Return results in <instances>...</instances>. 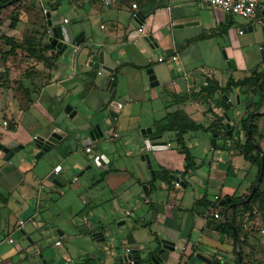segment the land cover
<instances>
[{
  "label": "crops",
  "instance_id": "1",
  "mask_svg": "<svg viewBox=\"0 0 264 264\" xmlns=\"http://www.w3.org/2000/svg\"><path fill=\"white\" fill-rule=\"evenodd\" d=\"M36 2L47 10L50 44L55 26L67 24L73 37L83 35L79 44L65 49L47 46L44 59H36L38 73L22 77V86L15 74L3 75L5 84L0 78V144H18L9 158L0 148V264H129L123 255L132 249H138L141 264L163 244L170 247L158 255L159 264H232V240L208 220L215 202H229L249 185L251 176L240 169L243 157L213 148V127L201 137L187 131L185 142L196 167L184 174L186 161L176 132L156 131L168 123L171 112L182 111L209 126L216 113L227 109L235 133L231 118L254 104V98L233 88L219 105L217 94L204 101L200 89L209 80L226 86L230 76L238 80L264 70V59L258 60L260 44L254 48L251 38H238L256 18L239 34V28L231 31L232 19L224 10L194 0ZM149 69L156 77L152 83ZM184 96L188 99L182 101ZM112 101L119 104L116 117L108 114ZM97 123L102 135L98 131L90 144L73 137L76 128L88 130ZM53 133L60 136L55 145L43 151L34 145V136ZM158 135L165 146L147 150L145 140ZM198 140L201 149L194 153ZM224 143L216 134V144ZM87 145L92 153L85 152ZM145 153L149 163L141 158ZM58 164L61 169L55 173ZM197 176L198 195L191 185ZM241 177L244 182L236 183ZM72 240H81V247H68Z\"/></svg>",
  "mask_w": 264,
  "mask_h": 264
},
{
  "label": "rangeland",
  "instance_id": "2",
  "mask_svg": "<svg viewBox=\"0 0 264 264\" xmlns=\"http://www.w3.org/2000/svg\"><path fill=\"white\" fill-rule=\"evenodd\" d=\"M64 13L65 15H70L67 9ZM260 16L264 19V14H260ZM14 19L15 21L13 24ZM45 21V13L37 4L36 0H21L12 6H8L0 10V78H2V80H0L4 84L6 79H3V75H7L8 77V75L15 74L14 76H16L18 78V82H20L22 77L30 78L38 73L37 64L39 63L36 59H44V54L48 51ZM248 24V19L238 15H233L229 26L231 31L236 33L238 28L247 26ZM238 38L240 40L251 38L254 42V48H258V45L264 38V34L260 30V26L258 24L256 30L246 31L243 35H238ZM258 52V60L263 61L264 58H262L259 49ZM5 77L6 76H4V78ZM18 82H16L17 86H19V84H17ZM22 83L20 82V86H22ZM252 106L253 104L247 108L252 109ZM260 112L262 113L259 114V117L256 118L254 122L258 126L261 133L255 135V140L259 142L261 150L264 152V106L261 107ZM241 113L242 111H240L239 114L235 113V117L232 120V124H234V126H236V120ZM195 116L196 119L201 122L206 121L200 114H195ZM196 134L201 137L203 132L198 131ZM241 138L244 139L243 132H241ZM199 142L200 140H198L195 146H193L192 151L194 153H198L201 149V143L199 144ZM102 149L103 148L100 146L99 150L101 152H105ZM241 162L242 165L240 169L242 173H246L248 175H245L246 178L251 176V181L249 185H247L245 192L240 195L243 197L249 192V187L256 175V166L243 159ZM199 182L200 178H198V176L194 177L191 181V185L194 188L196 195H198L197 191L199 190ZM237 182L243 183L244 180L241 177L236 179V183ZM259 189L264 190V180L259 184ZM214 217L217 216L214 215ZM236 222L240 228V239H243L242 244L240 245V250L244 261L247 264H264V211H260L258 209V203L254 202L252 203L251 208L243 209L241 213L236 215ZM243 223L245 225H243ZM49 241L47 242L51 244L52 240ZM81 245V240H72L67 242V246L71 249H77L81 247ZM232 264H234V261Z\"/></svg>",
  "mask_w": 264,
  "mask_h": 264
},
{
  "label": "trees",
  "instance_id": "3",
  "mask_svg": "<svg viewBox=\"0 0 264 264\" xmlns=\"http://www.w3.org/2000/svg\"><path fill=\"white\" fill-rule=\"evenodd\" d=\"M21 0H0V10L8 6L14 5L16 2ZM15 19L13 20L14 24ZM47 46L52 48V45L48 42ZM262 86L260 87V82ZM264 70L257 71L254 74H250L242 79L234 80L233 77H229L226 86H220L217 82L209 80L206 85L200 89L201 99L208 101L212 99L215 94L216 101L218 100L219 105H223V94L228 95L229 90L233 88H239V93L244 98H254V104L252 109H245L236 120L235 133L229 135L225 127V115L217 114L214 121L209 125L205 126L200 122L192 120L182 111H175L168 114V123L163 126H158L157 133H162L165 130H172L176 132L175 141L184 153L186 161V167L184 174L195 169L194 156L190 152L185 142V134L187 131H208L211 127L215 128L217 135L223 140L224 144L219 146L216 144L215 148L221 147L226 151L233 150L243 157L244 160L248 161L252 165L256 166V176L249 187V192L245 196H230V201L224 204L215 202L211 215L209 216L208 224L212 226L216 231L230 238L233 244V253L235 254L234 264H247L242 256L240 245L243 239H240V228L236 222V215L241 213L243 209L251 208L252 203H258V209L264 211V190L259 189V184L264 180V168L261 169L262 156L264 159V152L261 150L259 143L255 140V135L261 133L258 126L254 122L259 114L262 106H264ZM182 101L187 100V96L182 97ZM226 114L231 117V114L226 109ZM250 116L252 120L249 121ZM233 120V118H231ZM249 131V132H248ZM241 132L244 134V139L241 138ZM262 172V175H260ZM169 172L163 171V179L168 180ZM256 183L255 191L250 196L252 187ZM249 199L247 200V198ZM247 200V201H246ZM243 208V209H242ZM226 212V213H225ZM217 214L219 218L214 217ZM99 264V263H92Z\"/></svg>",
  "mask_w": 264,
  "mask_h": 264
},
{
  "label": "water",
  "instance_id": "4",
  "mask_svg": "<svg viewBox=\"0 0 264 264\" xmlns=\"http://www.w3.org/2000/svg\"><path fill=\"white\" fill-rule=\"evenodd\" d=\"M259 8L261 9V13L264 14V9H262L261 5L259 6ZM226 17H229L230 19H232L233 15L230 14V13H227ZM47 18H48V24L50 25L51 21H50V18H49L48 15H47ZM253 30H255V26H253V27L252 26H248L247 28H245V31H253ZM262 32L264 34V26L262 27ZM82 35H83V32H81L79 35L73 37L70 26L67 25V24H63V25L52 27L50 29L49 40L51 41V44L54 45L57 49H65L69 43H71V44H79L80 43L79 38ZM259 51H260V53L262 55V58H264V41L262 43H260ZM93 60L96 61V57H93ZM227 61L231 65H234V60L233 59H227ZM95 64H96V62H95ZM147 74H148V78L150 79V81L152 83V81L156 78L155 75L153 74L151 69L147 70ZM262 81L263 80H261V82H260V87L262 86ZM225 98L227 99V97H225ZM228 102L232 106V102L231 101H228ZM239 103H240V96H239V94H237L236 95V104H239ZM118 105L119 104L116 101H112L108 105L107 109H108L109 116H111V117H116L117 116V113L114 112V111H116L117 107H119ZM65 111H67V108H65ZM256 113L258 114L259 112H256ZM224 115H225V118H226L225 127H226V130H227V133L229 135H231L232 134V127L229 124L230 116H228L226 114V112L224 113ZM251 120H252V116H250V118H249V121H251ZM98 131H100L101 132L100 134L102 135V131H101L99 123L95 124V126L93 128L88 129V130H86L83 127H79V128H76L74 130V132H73L74 136L73 137H77V138L83 137L84 139L81 140L82 143L84 145L85 144H90L95 138L100 136L97 133ZM210 131L212 133V136H211V139H210V143L212 144L213 148H215L216 147V134L217 133H216L214 128H212ZM147 132H148V134H150L151 133V129L148 128ZM160 137H161L160 135L148 137L145 140V142H144L145 146H146V149L147 150H157V149H161L162 147H164L165 146V142L157 140ZM59 138H60V136L58 135V133H53L50 136H48L47 138H44V137H39L38 138L37 137V138H34V145L37 148L41 149V151H43V150L47 149L48 147L55 145L58 142ZM17 145H18L17 142L15 140H13V141L9 142L6 145L0 144V148L3 150V152L6 153V158H9L10 155L12 154V152L18 149ZM141 158L145 159L147 163L150 162L148 153H145ZM107 161H108L107 156L103 155L102 158H101V163L103 165H105L107 163ZM149 167H151L150 164H149ZM100 168L105 169L106 167L100 166ZM263 168H264V159H263V156H262L261 169H263ZM260 175H262V172H260ZM178 177L181 178V176H178ZM255 187H256V183L253 185L249 197H251V195L254 193ZM249 197L247 198V200L249 199ZM168 247H170V246H168L167 244H163L162 248L159 249V251L157 252L156 255H152L149 261L141 263V264H159L160 263V259L158 258V255L162 252V250L164 248H168ZM196 256L201 258V259H203V260L209 261L202 254L198 253V254H196ZM123 257L125 258V261L129 262V264H140L139 261H140L141 257L139 255L138 249L130 250L129 253L124 254Z\"/></svg>",
  "mask_w": 264,
  "mask_h": 264
},
{
  "label": "built area",
  "instance_id": "5",
  "mask_svg": "<svg viewBox=\"0 0 264 264\" xmlns=\"http://www.w3.org/2000/svg\"><path fill=\"white\" fill-rule=\"evenodd\" d=\"M200 4L218 7L224 10L226 13H230L232 15H238L240 17H244L248 20H254L258 16V12L261 10L259 6H262V9H264V0H194ZM131 7L133 9L137 8L136 3H132ZM47 10L44 9V13H46ZM64 22L67 23V19H64ZM239 34L243 33V29L239 28L238 30ZM77 49V48H76ZM75 49V50H76ZM176 56H170V59H175ZM159 61L163 60V57H158ZM7 121H3V124L6 125ZM34 138H37V136H34ZM86 153H92V147L87 145L84 148ZM95 160H100V156L98 154L94 155ZM61 169V165L58 164L54 167V172L57 173ZM217 216V214H215ZM24 223L23 220H19V224L22 225ZM243 225H245L243 223ZM12 238H9V241L12 242ZM59 244L60 242H56Z\"/></svg>",
  "mask_w": 264,
  "mask_h": 264
},
{
  "label": "flooded vegetation",
  "instance_id": "6",
  "mask_svg": "<svg viewBox=\"0 0 264 264\" xmlns=\"http://www.w3.org/2000/svg\"><path fill=\"white\" fill-rule=\"evenodd\" d=\"M258 24L260 26V30L262 31V27L264 26V19H262V17L260 15L256 17V20L253 23V26H255V30H256Z\"/></svg>",
  "mask_w": 264,
  "mask_h": 264
}]
</instances>
